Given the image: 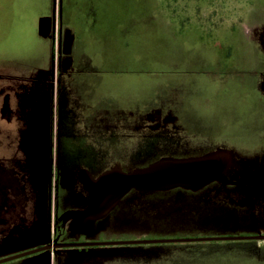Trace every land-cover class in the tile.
I'll list each match as a JSON object with an SVG mask.
<instances>
[{
	"label": "rangeland",
	"instance_id": "rangeland-1",
	"mask_svg": "<svg viewBox=\"0 0 264 264\" xmlns=\"http://www.w3.org/2000/svg\"><path fill=\"white\" fill-rule=\"evenodd\" d=\"M46 14L73 30L80 77L69 78L76 84L69 86L66 77L52 75L47 65L12 84L23 88V119L32 126L35 147L28 170L15 171L11 165L7 171L8 161L19 162L11 158L13 133H0V184H18L20 210L27 217L14 234L0 237V260L44 243L48 213L55 210L68 223L64 241L71 243L264 236V196L245 186L208 182L209 176L200 179L193 172L181 182L158 184L176 187L129 188L92 208L86 192L82 199L80 181L88 182L82 171L97 173L115 161L126 162L127 148L94 136L90 127L80 126V141L75 135L79 113L80 120L91 124L108 107L110 111L129 105L136 112L139 104L144 118L156 121L153 107H178L184 111L182 118L177 112L181 121L169 128V138L159 146L143 143L133 158L136 168L162 157L201 158L219 149L232 154L231 165L223 172L227 180L250 179L255 168L264 169V150H258L263 139H251L257 128H247L239 113L255 112L260 119L264 97L255 95L256 103H251L244 87L236 100L230 87L238 79L234 72L226 77L220 71L231 55L235 57L230 67L239 59L240 71L257 70L254 52L250 55L255 61L244 54L253 29L264 25V0H0V30L5 34L0 36L1 70H7L14 54L21 55L20 66L42 61L32 54L33 46L50 47L36 34L37 19ZM247 78L244 74L241 80ZM169 98L174 104L167 103ZM187 99L196 113L181 108ZM232 134L241 138L237 149L230 147ZM51 158L53 171L43 170L41 161ZM258 176L264 193V173ZM93 251L83 259L76 249L65 248L53 264L68 258L69 264H264V240L118 245ZM50 254L8 263L48 264Z\"/></svg>",
	"mask_w": 264,
	"mask_h": 264
},
{
	"label": "flooded vegetation",
	"instance_id": "flooded-vegetation-1",
	"mask_svg": "<svg viewBox=\"0 0 264 264\" xmlns=\"http://www.w3.org/2000/svg\"><path fill=\"white\" fill-rule=\"evenodd\" d=\"M47 16H51V22H50V29L49 32L47 33V38L45 40L46 42H49L50 47L48 48V44L33 46V54H32L36 58H41L42 61H38V64L29 67L28 65L21 64L22 66L21 67L20 65H18L20 64L18 62V58L21 55L14 54L11 55L10 60L7 61L10 64L8 65L7 70L0 69V133L4 132L7 136L8 133L12 132L14 135V142H15L13 144L14 152L11 154V158L18 159L17 162L19 163L16 162L10 163V161H8L9 163H7L6 168L8 169V167L12 165L13 167H15L16 169L15 171L19 170V168H25V169L28 168L30 161L29 159H31V155L35 147V140L32 133V126H29V123L23 119V113L25 109L23 88L18 89L15 88V86L12 87V84H14L15 82L19 84L21 81L26 80V77L30 75L31 71L40 70L41 67L43 66L47 67V65L50 66L51 69L50 72L52 75L54 73H57L59 77H63V76L66 77L67 84L69 86L72 85L75 87L76 85L74 82L70 81L69 78L74 76V74H77V76L80 77V71H81L80 53L76 55L74 52L75 46L73 45L74 44L73 36L67 29L64 28L63 24H60L59 19H56L54 15H47ZM42 25L43 23L41 22V28ZM3 31L4 30L2 28V31L0 30V36H5ZM41 32L44 34L45 29L44 30L41 29ZM251 37H252L251 39L247 40L249 42L247 47L250 48L248 49V51L245 50L247 54L244 55L246 58L249 56L251 60L255 61L256 60L255 56L254 58H252V56L250 55L251 52H254L257 58L256 62L258 63L257 70L247 71V72L240 71L238 69V63L242 62L243 60H239V59L234 61L237 64L236 66L230 67L229 62L230 61L233 62V59L235 57L231 55V56H226V60L224 61V63H226L227 67H224L223 65L222 67L224 69H222L220 72L226 77H228L234 72L235 74L234 78H237L238 80L233 84L232 87H230L231 89L230 91L231 94H233L236 97V100L238 96L240 98L242 89L246 87L247 88L246 90H248V93H250L248 97V99H250L249 101L251 103H256L255 95L264 97V25L263 27L261 26L260 28L258 27L254 28ZM55 63H57L56 70L54 68ZM232 68H236V69L233 70ZM244 74H247L248 78L246 80H241ZM255 83L256 86L253 87ZM217 91L218 90H216L215 92ZM220 98L221 100L224 99V97L222 96H220ZM167 103L174 104L172 102V98H169ZM181 103H182L180 105L181 108L183 107L184 109V107H186V109H184L186 112L188 109V111L192 110L193 112L196 113V108L192 107L188 99L183 100V102ZM135 105H136L135 106L136 112L129 110V105L128 107L124 106L128 110H126L121 105L120 106L116 105L115 107L111 108L110 111H108L109 110L108 107L107 110L104 109L101 113H97L98 115H96V118L93 119L91 124H88V120H80V113L78 114L76 127L79 128V133L75 135L78 137L79 141H80V126L84 128L90 127L93 128L95 132L94 136L105 137V138L108 137L113 141L116 140L117 142L118 141L122 142L123 144H125V148H127L126 162L120 163L115 161L114 162L115 164H113L110 168H102V169L100 168L99 172L97 173H91L87 170L82 171L83 173L82 175H84L88 181L87 183H83V182L81 183L80 181V185L83 188L82 199H84L86 192V194H88L89 197L88 201L92 206H94L95 203L99 200L102 201V205L103 204L105 205L107 201L120 196L124 191L128 190L129 188H140L139 186L143 187L142 183H138V182L130 183L128 181V178L125 177V175L147 169L148 167L160 162L161 160L168 159L162 157L153 163L148 162L149 164H147L148 166L145 168H136L138 163H135L133 160L136 152L139 151L138 149L141 148L143 143H145L146 141L151 142L154 146H159L160 145L159 142H163V139L166 140V138H169L168 132H171L169 131V128H176L175 127L176 122L181 121L180 119L184 116V111L180 112L177 106L176 107L178 109L175 108V110H173L172 106L166 109L164 108L163 105L158 104L159 107H153V109L157 111V119L156 121L154 120L150 121L148 120V118H144L145 114H143L142 111L145 110H143V107L140 106L139 104L138 105L135 104ZM261 107L262 110L260 114L261 117H259L260 119L257 118L255 112L253 113V116L250 114L242 115V113H239V116L241 117L239 121L240 122L243 121L242 123H245L247 128L250 129L251 126H256L257 129L256 131H253L251 139H254V137L263 139L262 143H260L258 147V150L260 151L261 149L264 150V105L262 104ZM113 109H114V113H112ZM178 111H179V115L181 116L180 119L178 118V114H177ZM166 117L168 119H171L170 121H168L169 125H165V123L163 124L165 119L167 120ZM51 118L53 120L52 115ZM179 129L181 130V128ZM228 138L230 139L229 142L231 144L230 147L232 149L239 148V143H240L239 141L241 140V138L238 139L239 138L238 135L232 134ZM251 139L250 141L252 142ZM212 149L213 147L211 148V150ZM213 153H217L218 155L219 153L222 154L221 156L223 159L222 161L224 167L223 171L227 170L231 165L230 163L232 160V154L228 152H222L219 149L212 150V152L209 154H213ZM116 156L114 157L116 158ZM171 159L173 160V158H169V160ZM191 159H197V158H191ZM41 163L43 170L48 172L53 171L52 158L51 161L42 160ZM210 165H211L210 162L207 163L205 166L203 164L202 170H209ZM9 170H11V168L8 169L7 171ZM1 172L2 171L0 170V177L2 174ZM260 173H264V169L255 168L253 170L252 175L250 176V179H245V180H252L253 184L248 187L251 188V190H253L254 192H256V195L263 197L264 193L262 190V185L260 184V182L257 181V177L259 178L258 175ZM93 174H97V176L94 177ZM103 176L106 177L104 178L105 180H103L102 182L101 177ZM18 187H19L18 184H16V186L15 185L7 186L4 184H0V237L11 236L12 234H14L16 228L18 229L22 223L23 224L26 223L25 222L26 221L25 219L27 218L25 217L26 213H22V211L20 210L21 204L19 203L20 199H19ZM79 211H75V212H79ZM88 217H90V215ZM94 219L95 218H93V220ZM48 223L50 226H49L47 239H45L44 243L34 247L32 250L51 245V248L47 252H50L52 255H54V254H59L65 248L76 249L77 252L80 253V258L84 259L85 257H90L91 255H93L95 253L93 251L94 249H98L99 247H104V246L61 247V245L64 244H93V242H81V243L65 242L64 240L66 238L65 237L66 230L64 229V225L66 227L68 223L66 224L62 220L61 215L58 214L56 210L53 211V213L52 212L48 213ZM20 260H26V258L14 260V262ZM7 264H11V263L7 262Z\"/></svg>",
	"mask_w": 264,
	"mask_h": 264
},
{
	"label": "water",
	"instance_id": "water-1",
	"mask_svg": "<svg viewBox=\"0 0 264 264\" xmlns=\"http://www.w3.org/2000/svg\"><path fill=\"white\" fill-rule=\"evenodd\" d=\"M43 23L42 28L48 33L50 29V18H44L41 20ZM216 157L220 160L216 161ZM222 156L217 153L209 154L202 158L197 159H187V160H161L160 162L148 167L147 169L137 171L135 173L126 174L125 177L128 178L130 183L138 182L142 183L143 186H158L152 188L151 190H166L173 187L159 188L160 184L166 183L167 180H178L181 182L183 179L188 178L187 175H191L193 172L200 179L209 176L208 182L218 181L224 185L232 186H251L253 184L252 180H245L243 177L237 178L235 181H229L223 176V161ZM211 163L209 170H203L204 172H198L200 167L202 168L207 163ZM106 176L101 177V180H105ZM248 179V178H247ZM188 180V179H186ZM176 182V183H177ZM207 183V182H206ZM204 183V184H206ZM159 184V185H158ZM179 184V183H178ZM203 184V185H204ZM202 186V185H201ZM200 186V187H201ZM199 188V187H198ZM249 188V187H248ZM197 189V188H196ZM125 192V191H124ZM123 192V193H124ZM122 193V194H123ZM93 208V206L91 205ZM242 240H264V236H251V237H226V238H199V239H172V240H154V241H131V242H110V243H93V244H64L61 247H80V246H118V245H147V244H160V243H192V242H219V241H242ZM51 248V245L44 246L31 251L23 252L14 256L3 258L0 260V264L11 262L14 260L26 258H35L41 254L48 253L47 251ZM35 254V255H34Z\"/></svg>",
	"mask_w": 264,
	"mask_h": 264
},
{
	"label": "crops",
	"instance_id": "crops-1",
	"mask_svg": "<svg viewBox=\"0 0 264 264\" xmlns=\"http://www.w3.org/2000/svg\"><path fill=\"white\" fill-rule=\"evenodd\" d=\"M44 18H50L51 19V16H47V14L46 15H44V16H41V17H39L38 19H37V22H36V34H37V36L39 37V38H41V39H46L47 38V33L45 32L44 34L41 32V20L42 19H44ZM63 26H64V28L65 29H67L70 33H71V35L73 36V39H74V46H75V37H74V34H73V30L71 29V28H69L70 26L68 25V24H63ZM45 29V28H44ZM43 30V29H42ZM78 53L76 52V55H77ZM59 254H54V255H52V254H50V260H51V262L50 263H48V264H53V261H55V258H56V256H58ZM41 258H43V254H41L40 256H38V257H36L35 259H41ZM70 263V259L68 258V259H65L64 261H62L60 264H69ZM46 264H47V262H46Z\"/></svg>",
	"mask_w": 264,
	"mask_h": 264
}]
</instances>
